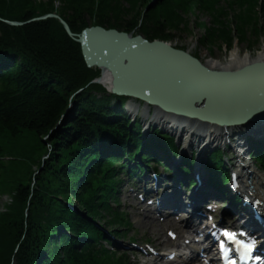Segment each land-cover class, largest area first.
I'll list each match as a JSON object with an SVG mask.
<instances>
[{
	"label": "trees",
	"instance_id": "obj_1",
	"mask_svg": "<svg viewBox=\"0 0 264 264\" xmlns=\"http://www.w3.org/2000/svg\"><path fill=\"white\" fill-rule=\"evenodd\" d=\"M63 1L67 7H76L74 14L78 17V21H76L77 18H66L68 17L66 11L60 14L66 18L74 31V22H79L81 14L88 9L86 7V11L82 10V0ZM204 1L178 0L179 5L175 11L172 7L176 3L174 0H157L158 7H149L150 17L144 18L142 33L149 36L148 39L164 37V34L152 27L150 22L152 19L161 28H165V22L172 25L177 24V21L182 22L181 12L187 9L184 6L201 7ZM100 4L108 11L103 15L100 14L97 17L98 20H93L92 23L102 26L107 23L108 28H116L118 23H115V20L119 21L116 12L120 9L111 6L112 3L109 0H103ZM25 6L28 7L25 8ZM134 8L135 6L132 9ZM54 9L52 0L47 3H32L29 0H0V16L10 20L27 21L54 12ZM89 11L92 13V10ZM169 11L173 14H169ZM109 12H113L115 15L110 16ZM174 12L176 16H174ZM212 13L219 17L220 12L216 14L215 10ZM104 15H107L108 18ZM237 18H240L242 22L237 25V28L239 27L242 32L246 23L254 22L250 16L245 17L246 19L239 16ZM85 26L82 24V27ZM10 27L13 29V32L10 33L12 35L8 34ZM228 29L226 26L221 31L217 27L210 28L205 36L214 38L222 35L224 37L231 32V30L227 31ZM255 31L257 33L254 25L253 34H256ZM72 39L66 33L63 25L60 22H54L52 18L33 21L17 27L6 26L0 21V190L2 191V188L5 187L8 192L12 190L18 192L15 203L6 213L0 214V264H11V256L16 261L21 258L27 261L30 258L27 256L28 252H21V249L23 247V250H26L25 246L31 239L30 232L32 239L35 233L39 234L38 225L32 224L31 226L30 224V231H26L24 236L19 234L20 231L17 228L25 220L28 206L26 205L27 195L31 192L27 182L32 180L31 176L34 173L31 167L37 162H42L40 159L30 156L40 146L31 148L27 145L23 147L17 145L13 148L3 143L6 138L16 143L25 131L33 133L37 137H46L56 129L55 139L59 144L54 145L56 151V153L54 152V164H61V167L57 168L63 186L60 188L51 184L55 180L54 174H51L53 179L44 181L43 176L47 171L42 172L41 170L39 183L37 179L36 184L43 193L34 191L28 209V215L36 213L35 200L55 202L60 205V209L55 211V218L50 219L52 233L49 237H44V241L47 240L50 245L49 249H43L46 251V255L42 256L40 261L37 259L36 264H51L52 262L58 264L56 260L58 257L62 258L60 264H67V262L90 264L91 252H74L72 250L70 233H81L83 229L90 226V221L87 218L97 217L100 215L98 214L99 210L103 209L102 200L104 197H102L103 188L101 185L103 180L106 182V170L104 169L106 164L103 163V169H97L100 164L97 161L96 142L103 133L101 123H109L111 97L92 96L91 93L94 92L95 87L91 81L99 75L100 71L87 67L82 58L80 44L77 41L73 44ZM82 88L85 91L77 94L76 97L80 94H87L85 101L82 102L83 106L87 107L84 108L79 103L74 111L66 115L69 98ZM87 102L91 103L94 108L87 105ZM104 103H107V108L98 111L101 107L99 105ZM119 104H122L121 100L117 101L116 107ZM62 128L65 129V134L62 132ZM113 136L121 141L129 139L125 128ZM122 148L124 149V147ZM5 157L9 158L8 163L2 160ZM23 165L30 169V177L28 173L27 176L24 175V178H21L20 171ZM10 182H12L11 185ZM48 192H52L55 198H49ZM62 193L73 194L81 204L79 210L86 211L88 216L68 208L65 203L61 202L57 197ZM82 206H85L86 209H83ZM41 224L43 225V223ZM59 230L63 231L58 232ZM15 241H20L18 249L13 245ZM35 253L38 255V251Z\"/></svg>",
	"mask_w": 264,
	"mask_h": 264
},
{
	"label": "bare ground",
	"instance_id": "obj_2",
	"mask_svg": "<svg viewBox=\"0 0 264 264\" xmlns=\"http://www.w3.org/2000/svg\"><path fill=\"white\" fill-rule=\"evenodd\" d=\"M153 40L155 39H150V41ZM168 43L173 47L177 45L170 42ZM182 50L195 57V55H193V49L182 48ZM82 58L86 61L84 56ZM196 58H198L204 66L214 71H236L257 62H264V46L259 51L246 52L245 54H241L239 49H234L230 56L223 60L205 56ZM86 65L88 68L101 70L100 81L110 86L111 76L108 70L101 69V67L97 66ZM144 68L151 77H157L156 81L160 84L181 82L177 80V78L169 77L166 79L163 77L166 74L164 71L165 67H161L160 65L152 66L147 64L144 65ZM192 69L193 67L189 66V70ZM246 80L248 81L249 79ZM129 84L134 89L140 90L141 88V84L138 82L131 81L128 85ZM180 85L182 87L179 86L170 91L164 89V93L155 94L151 97L162 103L168 102L174 105L176 104L177 106L181 105L190 108L192 107V100L189 98L182 100V94L177 93L179 89L182 90L186 86L185 84ZM158 86L162 87L161 85ZM236 88L237 91L241 92V90H238L239 87ZM204 89L201 86L195 87L196 91L205 92L204 94H200L204 95L205 104L198 108L201 111L196 112L207 116L229 118L227 115H229L230 112L227 114V110H225L226 97L223 95L219 96V91ZM224 92H227L226 88ZM237 96L239 98L243 97L239 94ZM74 98H76V95H74ZM250 100H254V98L251 97ZM87 103L91 108H94L91 103ZM256 104V102H253V105L256 106ZM81 106L84 108L87 107L86 105L83 106L82 103ZM135 109L137 110L138 108L135 107ZM220 113L222 114L218 115ZM109 115L112 117L117 116V112L113 111ZM123 116H126V118L131 121L141 120L142 135L145 139L150 136L149 134L153 128L156 129L157 135L153 132L155 136H152V138L157 137L159 139H165L168 140L169 143L171 140L172 143L170 148L166 150V154L161 155L164 159L160 161V164H157L158 167L163 166L166 169L165 172L160 169L157 170V175L161 177L147 175L149 174L148 170H152L154 166H156L155 163L146 165V170L144 171L146 174L140 171L136 172V174L140 176V179L144 181V189L149 190L151 199L158 203V205L153 204V210L157 214V218L149 213L143 201L131 204L134 214L139 216V218H137V223H139L143 229H149L151 226H154V230H158L154 238V245L157 249L165 248V246L173 244L169 236L165 234L168 229L175 230L174 232H176L179 237H184L186 231L191 234H194V230L200 231L202 233V243L197 242V244H200L199 247L204 246L209 248L211 244L214 243V240H212L208 232H210L216 224L210 221L209 218L211 215L214 216L215 221L218 220V215L220 216L217 221L219 225L224 223L232 224V222H234L236 225L245 224L251 226L252 224L259 227L255 219V214L257 215L259 213L253 197L258 199V197H261L264 193V191L261 192V190L264 189V173L258 170L255 165L257 160L253 158V154L257 153L264 156V121L236 127H221L217 124L212 126L200 123L190 124L184 121L187 123H181L183 124L182 129L179 130L181 133L173 135V132L169 133L164 130V127H162V130L161 127L158 126L159 124L165 126L164 121L166 120L161 119V117L157 118L156 114L153 115V121L157 124L152 126L147 124L144 116L138 111H124ZM171 128H175L174 125H172ZM180 136H183L182 140ZM104 152H108V149H105ZM212 155L214 156L213 160L210 159ZM209 160L214 163L215 161L221 160L218 165L225 164L229 169L233 170L235 180L239 183V187L235 191L228 190L227 188L229 186L227 185L225 187L226 189H224L226 191L221 193V191H218V188L211 183L212 178L214 179L216 177L214 171H216L218 167H211L209 165ZM31 169L34 170V167L32 166ZM246 175H252V179H246ZM188 186L190 188L189 190H187ZM130 188L131 186H128V189ZM235 195L241 196L243 202H234L233 196ZM210 205L220 206V212L217 214L214 211H209ZM177 207H184L186 212L190 209V217L184 221L180 218L178 219V215L180 214L178 211L182 209H178L174 212L173 209ZM71 208L74 210L73 206H71ZM164 208L171 209L169 210V216L166 218L162 215V209ZM254 212L255 214H253ZM230 216L233 218H229ZM184 217H186V215H184ZM29 218L30 216L25 213L27 232L30 231V224L32 223ZM226 218L228 220H226ZM159 228L162 233H160ZM149 230L151 231V229ZM40 236V232L39 234L35 233L33 240H39ZM30 237L32 239L31 232ZM42 238L44 239V237ZM36 249L37 247L35 246V250ZM192 249L193 250L190 252L191 256L187 257L186 260L164 262L160 257L162 256L161 254H153L152 259L155 258V261L149 262L148 264H159L161 261L164 262V264H212L209 262L205 263L204 259L201 257L202 254L196 249V246H192ZM171 252L172 251H169L165 253V255H169Z\"/></svg>",
	"mask_w": 264,
	"mask_h": 264
},
{
	"label": "rangeland",
	"instance_id": "obj_3",
	"mask_svg": "<svg viewBox=\"0 0 264 264\" xmlns=\"http://www.w3.org/2000/svg\"><path fill=\"white\" fill-rule=\"evenodd\" d=\"M29 1H31L32 3H47L51 0H29ZM52 1L55 7L54 9L55 14H61L64 11H66V15L68 16L66 18L68 19L77 18L76 21H78V17L74 14L75 13L74 11H76V7H73V8L67 7L66 5H64L63 0H52ZM96 1L95 0H85V1L82 0V4L80 2L82 10L86 11V7H87L88 11L81 14L82 17L79 22H74L75 23V27H74L75 33H79L83 29L82 24H85L86 26H90L93 20H96V21L98 20L97 17H99L100 14L103 15L108 11L102 4H100L103 0H96ZM109 1H111L112 3L111 6H113L114 8L120 9V10H117L116 12L117 18L119 19L118 22L115 20V23H118V26L116 27L117 30L125 31L132 35H142L145 38L149 37L145 33H142L143 30L141 29H143L144 18L146 19L150 17L149 7H156V6L158 7L157 0L156 1L155 0H109ZM174 1L176 3H174L172 7L175 9V11H177L176 8L179 5L177 3L178 0L177 1L174 0ZM250 1L251 2H249V0H246V3H248L246 4L244 0H241L240 3L239 2L233 3V0L232 1L216 0V3L220 9V14L218 13L216 14H218L219 17H217L216 14H215L216 16H214L212 12L210 11L207 12V10H204L202 8L198 9L196 7L193 8V7L184 6V8H187V9L186 10L184 9L181 12L182 22L177 21L176 22L177 24H174V25L169 24L168 22H165V25H166L165 28H161L160 25L158 26V23L153 22V19L150 22L153 25L152 27H154L155 30H159L161 34L165 35L164 37H161L158 39L168 41L174 45L177 44L176 47L181 48V49L191 48L193 49V55H195V57L201 58L205 56V57H210V58H216L217 60H223L229 57L231 52L234 49H239V52L241 54H245L246 52L259 51L264 46V7H261V4L262 6H264V0H259L260 5L258 3V0H250ZM134 6L135 8L132 9ZM26 7L28 6H25V8ZM174 9H171V10H174ZM89 10H92V13ZM238 12H239V15H244L246 16V18L247 16L248 17L250 16L251 19H253L254 21L251 23L248 22L245 25L243 23V25L245 26L243 32L241 31L239 27L237 28V25L240 24L241 22L240 18H237L239 15L235 16ZM109 14L110 16L115 15L113 14V12H109ZM169 14L172 15L173 12L169 11ZM104 16L108 18L107 15H104ZM174 16H176L175 12H174ZM241 18H244V17H241ZM55 19H54V22L58 23L59 19L58 18H55ZM84 21L86 22L84 23ZM255 21H256V24H255ZM7 25L11 26L10 24H6V26ZM254 25L256 26V29H257V33L255 31L256 34H253ZM103 26L108 27L109 25L106 23ZM225 26L229 28L227 31L231 30L229 35L227 36L225 35L224 37L220 35L218 37L215 36L214 38L205 36L207 35V31L209 32L210 28L217 27V29L219 28V30L221 31V29L225 28ZM12 32H13V29L12 27H10L8 29V34ZM6 38L9 39L8 37ZM71 42L74 44V42L76 41L72 39ZM75 47L77 48L78 45L76 44ZM93 86L95 87L94 92L91 93L93 97L106 96V95H101V94H107L108 92L107 90H105L103 86H99V85H93ZM83 91L85 90H82L81 92ZM86 97H87V94H80L78 97L74 98V101H73V97H70L69 98V106H70L69 111H74L78 107L79 103H82L83 101H85ZM99 106L101 107L98 109V111H101L100 109L107 108V103H104ZM56 131L57 129L54 130V132L50 136H46V137L45 136L37 137L33 133H29L25 131L23 135L21 136V138L16 141V143L13 142L11 139L6 138L3 144L4 145L6 144L8 145V147L10 146L13 148L16 147L17 145H21L22 147L24 145H27L28 147L30 146L31 148H33V146H37V147L40 146V148H38L36 151H33L30 154V156L36 159H40L42 161L41 163L42 172L47 171L46 173L44 172L46 174L45 176H43L44 181L49 180L51 178V174H54L55 180L52 181L51 184L55 187L62 188L63 182L59 178V170L57 168L58 166L61 167V164L59 163L54 164V159H55L54 152L56 153L55 146L59 144L58 140L55 139V136L57 135ZM62 132L65 134L64 128H62ZM123 156H127V155L123 154ZM127 158L129 161H133L132 164L136 162L138 165L137 158H134V159H131L130 157H127ZM2 160L5 161L6 163L9 162L8 157H5ZM20 172H21L20 174L21 178H24V175L27 176L28 173L30 177V174H31L30 170L29 168H26L24 165L21 166ZM31 177L32 179H36V180L38 179V183H39L40 173L34 174V176H31ZM11 184L12 182H10V185ZM7 193H8V190H6V188L3 187L2 193L0 192V214L2 213V209L4 205L8 201V195L5 196V194ZM62 194L66 195L65 197L68 199L67 201L70 203L68 205L73 206L74 208L75 207L80 208L81 204L80 202L76 200L73 194L71 193H70L71 195H69L68 193H62ZM119 194H120L119 199L121 201V206L130 215V217L128 218L129 226L120 225V226L126 227V229H120V233L124 234V236L120 238L119 241L124 243L126 245L125 250L131 253L132 250L129 249L130 248L129 240L136 241L137 243L144 242V241H151V239L156 237L158 230L155 231L154 226L153 227L151 226V228H149L151 229V231L149 229H143L141 225L137 223V218H139V216L135 215L134 212L130 208L129 210L131 212H129L128 208L125 205V203L133 202V200L129 199L130 198L129 194L131 193L127 191L126 187H124V189ZM121 194L126 195V199H128L129 202L125 201L124 198L121 197ZM33 195H34L33 192L27 195L28 199H27L26 205L30 204L33 198ZM35 203H36L35 204L36 213L32 214L31 216L29 215L30 216L29 220L32 221L31 226L32 224L38 225V229L40 231L41 236L39 240L37 241L30 239V241H28L29 244L25 246L26 250H23V247L21 249V252L27 251L28 252L27 256L30 258H28L27 261H25L23 258L16 261L15 258L13 259L11 256L10 261L13 264H36L37 259H39L41 256V250L49 249L50 245H48L47 240L44 241L42 237H49L50 234L52 233V226H51L50 219L55 218L56 216L55 211H58L60 209V205H58V203H55V202H46L44 200H35ZM82 207L83 209H86L85 206H82ZM119 211H120V207H118L117 212ZM80 212L83 213L82 211ZM85 214H87L86 211H85ZM98 214H100L101 219H103L104 216H108L106 215V212L103 210H99ZM47 216L48 218H46ZM122 216H125L126 218L125 221H127L126 215H122ZM41 223H43V225ZM40 227H41V230H40ZM26 228H27V223L25 222V220H23L22 224L20 225L19 228H17V230L20 231L19 234H22V236H24ZM116 228L117 227H115V229ZM55 233L57 234V231ZM160 233H162L161 229H160ZM19 242L20 241H15L13 245L18 247ZM35 246L37 247L36 250H35ZM37 251H38V255H36L37 253H35ZM33 254L34 256H32ZM61 259L62 258H59V257L56 259L58 264L61 263Z\"/></svg>",
	"mask_w": 264,
	"mask_h": 264
},
{
	"label": "water",
	"instance_id": "obj_4",
	"mask_svg": "<svg viewBox=\"0 0 264 264\" xmlns=\"http://www.w3.org/2000/svg\"><path fill=\"white\" fill-rule=\"evenodd\" d=\"M48 17L60 19L67 32L73 37L76 36L68 23L58 15L48 14L37 19ZM11 24L17 23L11 22ZM78 37L87 64L109 71L112 92L130 94L151 103H161L151 96L164 93L165 90H174L181 86L180 84H185L184 89H179L177 93L182 94V100L187 98L192 100V107L180 108L168 102L164 106L176 114L194 117L195 114L184 111H201L198 108L204 106L205 98L200 94L205 92L195 90L196 86H201L205 88L204 90L219 91V96L226 97L225 110L227 114L230 112L227 116L235 121L249 123L264 120V82L260 76L264 74V62H257L236 71H214L204 66L198 58L182 49L174 48L164 40L149 41L142 35L133 36L127 32L106 29L98 25L88 27ZM147 64L165 67L166 74L163 77L177 78L181 82L158 83L157 77H151L145 70L144 65ZM189 66L193 69L189 70ZM100 78L95 81L102 82ZM131 81L140 83V90L128 85ZM236 87H239L238 90L241 92L237 91ZM225 88L227 92H224ZM238 94L243 97L239 98ZM251 97L254 100H250ZM253 102L257 103L256 106ZM203 119L213 121L212 118ZM220 124L224 125L222 122Z\"/></svg>",
	"mask_w": 264,
	"mask_h": 264
},
{
	"label": "snow or ice",
	"instance_id": "obj_5",
	"mask_svg": "<svg viewBox=\"0 0 264 264\" xmlns=\"http://www.w3.org/2000/svg\"><path fill=\"white\" fill-rule=\"evenodd\" d=\"M225 235H230V233H225Z\"/></svg>",
	"mask_w": 264,
	"mask_h": 264
}]
</instances>
